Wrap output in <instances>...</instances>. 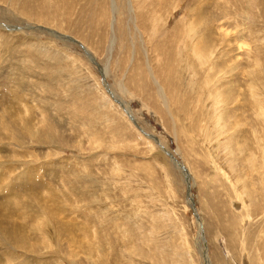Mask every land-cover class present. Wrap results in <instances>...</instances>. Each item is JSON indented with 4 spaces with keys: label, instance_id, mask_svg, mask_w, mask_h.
Instances as JSON below:
<instances>
[{
    "label": "rangeland",
    "instance_id": "rangeland-1",
    "mask_svg": "<svg viewBox=\"0 0 264 264\" xmlns=\"http://www.w3.org/2000/svg\"><path fill=\"white\" fill-rule=\"evenodd\" d=\"M180 1L157 7L174 6L155 31L145 25L150 41L131 33L126 12L117 15L107 62L109 0H0V205L13 218L8 228L25 227L29 237L23 249L0 239V264H203L200 229L210 264H264V149L253 176L247 162L234 164L243 190L263 196L250 210L210 157L209 97L199 88L207 71L210 95L237 82L244 98L219 99L229 106L224 121L238 115L264 133V0H185L186 17ZM141 8L137 16L154 9ZM198 17L220 27L202 63L194 38L180 37ZM168 21H178L173 31ZM99 66L108 67V88ZM257 109L261 124L252 121ZM225 144L217 152L224 166ZM162 149L191 175L194 207Z\"/></svg>",
    "mask_w": 264,
    "mask_h": 264
},
{
    "label": "bare ground",
    "instance_id": "bare-ground-1",
    "mask_svg": "<svg viewBox=\"0 0 264 264\" xmlns=\"http://www.w3.org/2000/svg\"><path fill=\"white\" fill-rule=\"evenodd\" d=\"M64 1L66 2V0H62V3ZM148 1L149 0H138L137 2H136V0H118V1L117 0H109V3H108V5H109V7H108L109 17L107 16V24H108V33H109L108 35L110 36V38H109L110 41H109L108 47L106 48V52L108 53V56H109V58L107 59V62L110 60V56L113 53L114 45L117 41V37L115 36V29L116 28L119 29L121 27V23H119V21L117 20V15H119V14L122 15V13L126 12V15H128V20H129L128 23L130 24L129 27H130V30L132 31L131 33L136 35V37L139 39V41H141L144 38V36L147 37L148 41L151 40L150 35H148V34L145 35L142 31V30H147L145 28L146 24H151L152 25L151 29L153 31H155L153 28V25L156 24V22L161 21L162 18H164V17L166 20H169L168 18H166V16L169 17V15L171 14L170 11L172 8H174V6L165 7L163 10L158 9L159 11H161V13L157 12V10H156L158 6H165L166 5L165 2H167L168 0H162L161 2H160V0L159 1L158 0H150V2H148ZM180 3H183V5L185 4L183 7L184 8L183 15H184V17H186V15L189 14V9H188L189 5H188L187 1L185 3V0H181ZM147 4L154 8L152 13H148V11H146L143 14H138V16L141 15V17H138L137 12H140V10L142 9L141 7H143V9L147 8V6H148ZM175 18L176 17H174L173 19L175 20ZM196 20H197V22L194 21L193 29L191 28V24H190L191 21L190 22L187 21L186 23L185 22L183 23L185 26L184 27L185 33L180 28V30H181L180 31V34H181L180 37L184 36L183 39H186V41L187 40L188 41L193 40V38H194V40H193L194 46L192 47V52L196 53V54H193V57H195V59L198 60L199 63H202V61L207 62V60L202 58L203 51L206 50L207 53H205V54L207 56H209V55L211 56L213 53L212 52L213 48L218 45L219 39L216 43V41H214V39H213V38H215L213 35L216 34L217 32H220V27L218 25L212 26V25H210L209 22L204 21V19L200 18V17H198V19H196ZM177 23H178V21L173 23V24L170 21H168V22H166L167 25H165V28L167 30L172 29V31H173V26H176L175 24H177ZM166 29H165V31H166ZM46 31L48 33L52 34L53 36H55L54 31L51 32V30H49V29L48 30L46 29ZM199 33L203 34L201 39H200ZM158 34H160V32ZM155 35H157V34H154L153 36H155ZM55 37L58 38L59 40H63V41L64 40L67 41L69 39V38L66 39L67 37H64V36L62 37L59 35L55 36ZM146 37H145V39H146ZM159 37H161V36L159 35ZM198 40H200L199 47H198V45H196V41H198ZM232 41H226L227 47H229V45H230V43H232ZM74 42H76L77 45L80 46L82 51L85 53L87 59L89 60V62L93 65H97L96 61H94L93 57L90 55V52L87 51V49L84 47V45H82L80 42H77V41H74ZM201 44H202V47H201ZM209 45H210V49L207 48V47H209ZM187 49H190V48H187ZM197 50L199 53H197ZM209 51H211V52H209ZM195 55H197V56H195ZM229 61H231V60L229 59ZM218 67H219L218 72L222 71V65H220ZM212 69H214V67ZM99 70H100V72H99L100 76L102 77V81L104 82L105 77L108 75V67L107 66L100 67ZM148 73H149V76H152L150 70L148 71ZM205 73H204L205 76H202L203 81L200 83L199 88L204 85L205 86L204 92L209 97V103L207 106V108L208 107L209 108L206 111H208V115L212 120L209 121L208 126H212V128H214L213 125L218 120L219 121L218 126L220 127V129L217 130L219 128L218 127L215 129L216 132H212V128H211L209 133L210 134L213 133V135L208 139V141H207V139H205L204 142H206V147H208V151L210 152V157L212 158V160H214L213 161L214 165L215 166L217 165L216 167L219 168V170L223 169L224 171H226L227 175H229V177H230L229 179L233 180V183H237L234 180L236 178V175H237L236 172H234L235 171V169H234L235 162L236 161L247 162V166L250 167V169H252V167L254 166L253 162L255 161V157H256L255 156L256 150H259V149L261 150L262 148L264 149V133L262 132V129L260 127H258V129H256V127L250 126L249 123H247L245 118H240L238 115L231 116L228 113L227 117H226L227 120L231 119L232 117H234V118L231 122L224 121L225 118H224L223 113H222L223 110H221V109L223 107V109L227 110V108H229V106L224 104V103L222 105V101H220L219 99L221 97L223 99H224V97L225 98H228L230 96L232 97V92L235 91L233 94L234 95V101L233 102H235V100L237 98L236 94L239 95L240 97H243L242 91L239 90L237 82H234L231 85H225L224 86V89H223V96L224 97L220 95V88L223 87V84H219V86L216 89L214 88V90L216 92L215 95H210L209 92H210L211 88L214 86L211 84H213L214 80H213V78L210 77L208 71ZM221 77L224 78V75L223 76L221 75ZM104 84H105V87H107L106 82H104ZM155 85H157V95L161 94V96H163V98L165 100V96L163 95L162 88L158 84V81H157V84L155 83ZM110 92H112V91H110ZM221 93H222V91H221ZM112 94H113V92H112ZM116 100H119V99L116 98ZM243 100L245 101V99H243ZM230 103H232V102H230ZM121 104H122V107L124 108L123 112L126 114L127 118L132 117V113H130V109L128 107V104L124 103L123 101ZM236 108L237 107L235 106L233 109L235 110ZM214 114H217V115L214 116ZM257 117H260V111L258 109L256 110L255 119L252 121L261 124L262 121L260 122V120H257ZM132 121L136 122L134 119ZM130 122H131V119H130ZM203 132L204 133L206 132V128H205V130H203ZM143 133L144 132H142V134ZM212 137H213V139H212ZM223 143H226L225 146L227 147L226 150H227V155H228V156L226 155L228 162H226L225 166L223 165L225 162H223L222 160L219 161L218 153H217V152H219L220 146ZM214 146H216V147H214ZM162 150L164 151V153L166 155L169 156L174 167H176V169H178L180 171V173H182V175L184 177V182H185L187 188L189 189L187 203L189 204L190 207L193 204V207H194V203H192V198L190 196V187H191L190 184H191V180H192L191 175L187 172L186 168L182 165L181 162H179L176 158H173L164 149H162ZM228 152L230 153V155L228 154ZM214 154H216V156H215L216 159H214V157H213ZM237 158H238V160H237ZM263 159H264V156H263ZM249 173L251 176H253L254 175V169L250 170ZM236 186L239 187V190H240L239 194L245 197V199H243V202L247 207L250 206L249 207L250 210L256 209L257 206H262L263 202H261V199H263V196L258 191V189H257V191L251 190L247 193L246 191L243 190L244 186L242 187L241 183H237ZM245 189H246V187H245ZM10 214L11 213H10L9 209L6 208V210H5V208H3L0 205V239L3 242H5L4 243L5 245L7 243L10 244L9 246L19 245L20 248L23 249V248H25L27 239L29 237L26 239L25 238L26 236H24L25 227L23 229L21 227H17V225L15 224V225H10L9 226L10 228H8L7 223H9V221H10L9 219H13L10 216ZM14 228H15V230L13 231ZM200 230H198L197 234H198L199 250H200L201 259L203 261V264H210V262L208 260L206 242H205L204 236ZM12 242H13V244H12Z\"/></svg>",
    "mask_w": 264,
    "mask_h": 264
}]
</instances>
